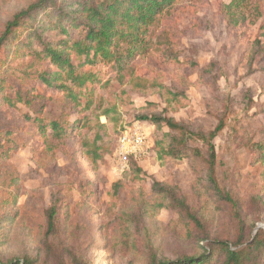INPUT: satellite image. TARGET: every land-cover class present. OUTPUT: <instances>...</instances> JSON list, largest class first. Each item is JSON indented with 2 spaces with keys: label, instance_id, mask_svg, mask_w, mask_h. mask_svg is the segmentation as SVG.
I'll list each match as a JSON object with an SVG mask.
<instances>
[{
  "label": "trees",
  "instance_id": "obj_1",
  "mask_svg": "<svg viewBox=\"0 0 264 264\" xmlns=\"http://www.w3.org/2000/svg\"><path fill=\"white\" fill-rule=\"evenodd\" d=\"M182 1L30 0L15 11L0 29V105L12 109L22 126L16 124L0 130V163L8 160L16 147L14 137L26 131L29 137H36L46 145L78 140L84 155L97 168L108 153L103 143L109 129L117 133L118 143L124 130L122 116H129L135 110L131 91H155L164 108L152 115L141 114L138 119L157 125L152 149L158 153L159 162L168 165L184 157L199 162L203 180L228 207L235 234L225 237L204 231L201 211L188 202L176 184L154 181L151 191H147L148 180L139 165L146 155L132 156L126 174L133 184L124 178L118 179L108 193L113 204L121 205L123 193L132 192L131 201L148 207L138 215L134 208L126 211L123 220L140 225L147 217V208L156 211L169 208L179 214L185 226L199 227L198 240L206 241L195 253H182L174 258L160 257L150 246L147 264H264V228L253 232L257 220L249 222L241 198L222 187L218 180L214 139L227 126L229 107L211 131L193 129L166 115L190 103L185 88L180 87H188L186 78L169 71L171 66L180 63ZM263 3L264 0H232L225 6L226 19L237 40L259 25L260 32L247 60L251 65L258 62L262 71ZM187 61L198 67L192 59ZM199 71V79L210 88L203 69ZM112 87L115 91L110 93ZM100 90H105V95L99 94ZM52 102L59 105L60 111L48 115ZM152 107L158 109V106ZM165 127L167 131H163ZM192 141L204 143L206 153L192 146ZM252 148L254 153H264V138L253 142ZM153 195L160 198L149 203L148 198ZM252 201L256 206L253 213L264 212V196H253ZM46 219L47 236H57L59 207L47 209ZM141 233H146L148 242L152 241L148 228L144 226ZM45 248L44 256L30 252L19 256L0 255V264H89L55 241L47 240Z\"/></svg>",
  "mask_w": 264,
  "mask_h": 264
},
{
  "label": "rangeland",
  "instance_id": "obj_2",
  "mask_svg": "<svg viewBox=\"0 0 264 264\" xmlns=\"http://www.w3.org/2000/svg\"><path fill=\"white\" fill-rule=\"evenodd\" d=\"M29 1L0 0V29ZM231 1L183 0L180 3L181 57L180 63L171 66L169 71L186 78L188 87H180L185 88L190 103L166 115L193 129L211 131L229 107L227 126L214 139L218 180L222 187L241 198L249 222L257 220L255 233L264 228V212L253 213L256 206L252 201L253 196H264V153H254L252 148L253 142L264 138V71L258 62L251 65L247 54L260 30L256 25L237 40L225 13V6ZM189 58L198 67L191 66ZM200 68L210 88L199 79ZM109 91H115V87ZM131 92L135 110L129 116H122V126L139 120L141 114L162 111L165 106L155 91ZM105 93V90L99 91V94ZM153 105L158 109H153ZM59 111V105L52 102L47 114L55 115ZM14 116L12 109L0 105V130L16 124L21 127L22 123ZM102 121L106 119L102 117ZM148 123L151 147L146 158L139 162L148 180L146 190L151 191L154 181L176 184L188 202L201 211L204 231L233 237L234 223L228 216V207L203 180L200 163L184 157L162 165L158 153L152 149L158 128ZM167 130L165 127L163 131ZM116 143L117 133L110 128L103 143L108 153L95 168L76 139L46 145L36 137H29L26 131H20L14 137L16 147L11 156L0 163V255L19 256L30 252L44 256L46 242L50 240L89 264H147L150 246L158 256L174 258L182 253H195L206 244L198 240L199 227L185 226L179 214L169 208L158 211L147 208V217L140 225L123 220L126 211L134 208L138 215L148 205L131 201L132 192L123 193L121 205L111 201L108 191L112 183L121 178L130 182L127 170L120 172L116 168ZM190 144L203 153L207 151L202 142ZM158 197L148 198L149 203ZM54 205L59 207V232L57 236H47L46 210ZM144 226L152 234L150 242L146 233H141Z\"/></svg>",
  "mask_w": 264,
  "mask_h": 264
},
{
  "label": "built area",
  "instance_id": "obj_3",
  "mask_svg": "<svg viewBox=\"0 0 264 264\" xmlns=\"http://www.w3.org/2000/svg\"><path fill=\"white\" fill-rule=\"evenodd\" d=\"M147 123L136 120L124 125L115 150V165L120 172L129 169L130 158L146 155L150 149Z\"/></svg>",
  "mask_w": 264,
  "mask_h": 264
}]
</instances>
